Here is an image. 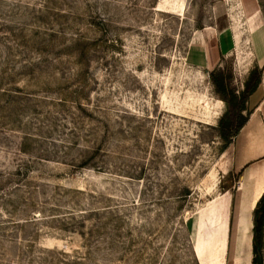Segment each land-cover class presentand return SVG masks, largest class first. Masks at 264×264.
<instances>
[{
	"label": "rangeland",
	"instance_id": "obj_1",
	"mask_svg": "<svg viewBox=\"0 0 264 264\" xmlns=\"http://www.w3.org/2000/svg\"><path fill=\"white\" fill-rule=\"evenodd\" d=\"M247 10L0 0V264H253L254 211L220 195L214 82L240 97L252 62L210 56L228 28L248 51Z\"/></svg>",
	"mask_w": 264,
	"mask_h": 264
},
{
	"label": "crops",
	"instance_id": "obj_2",
	"mask_svg": "<svg viewBox=\"0 0 264 264\" xmlns=\"http://www.w3.org/2000/svg\"><path fill=\"white\" fill-rule=\"evenodd\" d=\"M245 3L251 19L248 37L250 48L248 51L239 48L240 37L238 34L233 35L232 29L228 28L219 30L214 39L217 41L218 55L215 58L214 54L210 56L213 62L232 55L247 56V61L252 62L253 69L258 67L262 70L261 83L247 102L249 111L247 122L226 149L229 154V165L219 177L220 184L224 186L226 183H223V180L229 176L230 185L220 192L222 197L228 199L229 210L237 200L241 211H246L248 207L253 211L264 194V22H259L258 14H261V10L258 3L254 0L251 5L249 1L245 0ZM242 61L244 60L240 63L237 59L235 71L238 74L243 70ZM247 72H250V69Z\"/></svg>",
	"mask_w": 264,
	"mask_h": 264
},
{
	"label": "trees",
	"instance_id": "obj_3",
	"mask_svg": "<svg viewBox=\"0 0 264 264\" xmlns=\"http://www.w3.org/2000/svg\"><path fill=\"white\" fill-rule=\"evenodd\" d=\"M262 70L254 68L246 82L245 89L240 97L229 91L230 76L214 78L218 93L222 94L224 100L230 106L229 119L220 122V137L224 141V148L227 149L232 144L233 139L239 134L240 130L247 122L248 117L242 115L246 111V104L249 97L257 90L261 83ZM254 238H253V264H262V246L264 237V194L258 200L254 208Z\"/></svg>",
	"mask_w": 264,
	"mask_h": 264
}]
</instances>
